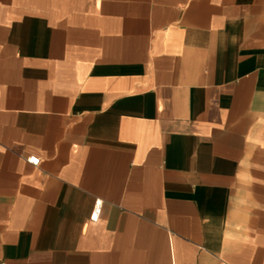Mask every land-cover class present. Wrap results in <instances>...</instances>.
I'll return each mask as SVG.
<instances>
[{"label": "crops", "instance_id": "1", "mask_svg": "<svg viewBox=\"0 0 264 264\" xmlns=\"http://www.w3.org/2000/svg\"><path fill=\"white\" fill-rule=\"evenodd\" d=\"M0 264H264V0H0Z\"/></svg>", "mask_w": 264, "mask_h": 264}, {"label": "built area", "instance_id": "2", "mask_svg": "<svg viewBox=\"0 0 264 264\" xmlns=\"http://www.w3.org/2000/svg\"><path fill=\"white\" fill-rule=\"evenodd\" d=\"M28 162L30 163V164H32L33 166H39V164H40V159H38L37 157H30L29 159H28Z\"/></svg>", "mask_w": 264, "mask_h": 264}]
</instances>
